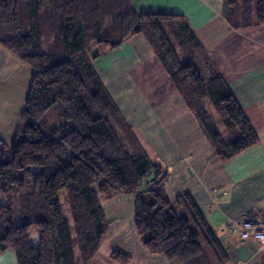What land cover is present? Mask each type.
<instances>
[{
	"label": "trees",
	"instance_id": "16d2710c",
	"mask_svg": "<svg viewBox=\"0 0 264 264\" xmlns=\"http://www.w3.org/2000/svg\"><path fill=\"white\" fill-rule=\"evenodd\" d=\"M235 29L264 24V0H224ZM147 40L213 153L223 162L259 139L182 15L140 13L132 0H0V45L31 68L10 146L0 138V253L16 264H89L109 221L103 202L132 196L135 232L151 255L176 264L229 257L192 196L170 199L166 174L97 74L92 45ZM39 230L37 243L30 228ZM110 258L128 264L114 249Z\"/></svg>",
	"mask_w": 264,
	"mask_h": 264
},
{
	"label": "crops",
	"instance_id": "0c3cea01",
	"mask_svg": "<svg viewBox=\"0 0 264 264\" xmlns=\"http://www.w3.org/2000/svg\"><path fill=\"white\" fill-rule=\"evenodd\" d=\"M132 4L140 13L184 17L259 141L231 160H219L142 34L115 47L96 46L92 64L97 74L148 155L163 167L168 197L189 193L195 200L229 257L225 264H264V249L230 229L236 219L264 212V24L233 28L224 16V0ZM38 81L31 68L0 45V138L8 146L15 139L29 89ZM125 199L105 200L109 228L89 264H122L110 258L114 249L130 256L128 264H176L141 245L133 225L134 203ZM9 253H0V264H13Z\"/></svg>",
	"mask_w": 264,
	"mask_h": 264
},
{
	"label": "built area",
	"instance_id": "2783aa9c",
	"mask_svg": "<svg viewBox=\"0 0 264 264\" xmlns=\"http://www.w3.org/2000/svg\"><path fill=\"white\" fill-rule=\"evenodd\" d=\"M240 239H250L264 249V212L236 219L230 227Z\"/></svg>",
	"mask_w": 264,
	"mask_h": 264
},
{
	"label": "rangeland",
	"instance_id": "374dc122",
	"mask_svg": "<svg viewBox=\"0 0 264 264\" xmlns=\"http://www.w3.org/2000/svg\"><path fill=\"white\" fill-rule=\"evenodd\" d=\"M96 46L97 45H92V46H90L89 47V52H91V53H94L95 51V48H96ZM101 46V45H100ZM95 54V53H94ZM118 108V107H117ZM120 110V109H119ZM131 198V200H132V196H122L121 195V197H117V198H122L123 200H126L125 198ZM0 199H1V196H0ZM106 203H105V201L103 202V206L105 205ZM30 234H29V239H30V241H31V243L32 244H36L37 243V239H38V235H39V230L38 229H36V227L35 226H32L30 229ZM9 250V254H12V256H14V260H13V264H16V253H14V251L13 250H11V249H8Z\"/></svg>",
	"mask_w": 264,
	"mask_h": 264
}]
</instances>
